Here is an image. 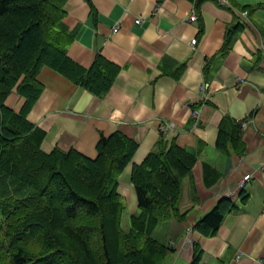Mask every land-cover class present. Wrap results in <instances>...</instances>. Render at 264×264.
Masks as SVG:
<instances>
[{
	"label": "crops",
	"instance_id": "1",
	"mask_svg": "<svg viewBox=\"0 0 264 264\" xmlns=\"http://www.w3.org/2000/svg\"><path fill=\"white\" fill-rule=\"evenodd\" d=\"M221 1L206 0L197 8L190 0H65L63 24L72 36L67 56L88 69L101 55L121 71L99 98L43 67L37 76L43 91L27 116L45 132V153L59 148L93 158L100 136L115 132L137 142L118 181L127 218L137 213L138 205L132 167L154 147L161 124L171 126L165 131L168 142L175 140L199 153L182 184L179 210L186 219L160 221L152 233L171 246L163 264L192 263L193 250L181 240L223 194L233 191L239 210L225 216L215 236L191 230L193 243L203 252L199 264H264V7H259L264 0ZM193 9L196 23L187 19ZM116 25L118 32L113 33ZM231 25L240 30L222 57L219 52ZM180 64L185 68L179 79L165 72ZM24 102L13 91L5 105L19 112ZM193 110L198 111L197 120ZM227 117L247 122L242 156L231 148L228 153L217 148L219 126ZM206 165L219 176L210 186L203 178ZM245 176L250 177L239 188ZM242 191L247 198L243 205L238 199Z\"/></svg>",
	"mask_w": 264,
	"mask_h": 264
},
{
	"label": "trees",
	"instance_id": "2",
	"mask_svg": "<svg viewBox=\"0 0 264 264\" xmlns=\"http://www.w3.org/2000/svg\"><path fill=\"white\" fill-rule=\"evenodd\" d=\"M190 1L198 8L206 0ZM64 2L0 0V264H163L171 248L152 233L160 221L186 219L179 210L182 184L199 153L168 142L160 132L142 163L132 167L138 205L124 231L127 205L118 181L137 142L115 132L100 136L93 158L59 148L45 153V132L27 119L43 91L37 80L43 67L99 98L121 71L101 55L88 69L67 56L72 36L63 24ZM199 30L201 35L203 28ZM239 30L228 26L219 55L230 51ZM184 68L180 64L165 72L179 79ZM13 91L25 100L19 112L5 105ZM242 132L241 121L223 119L217 148L242 156ZM203 176L207 186L219 177L207 165ZM238 199L241 205L247 202L243 191ZM236 202L222 197L194 229L215 236L225 216L239 210ZM202 255L195 243L191 264H199Z\"/></svg>",
	"mask_w": 264,
	"mask_h": 264
},
{
	"label": "built area",
	"instance_id": "3",
	"mask_svg": "<svg viewBox=\"0 0 264 264\" xmlns=\"http://www.w3.org/2000/svg\"><path fill=\"white\" fill-rule=\"evenodd\" d=\"M221 3H222L223 5H228V4L226 3V1H224V0H222ZM246 15H247V12H246V11L243 12V16L246 17ZM187 19H188V21L191 22V23H196V22H197V20H198V14L196 13V11H195L194 9L191 11V13H190V15H189V17H188ZM139 22H140V20H137V23H139ZM118 29H119V26L116 25V26L112 29V32H113V33H116V32H118ZM190 44H191V46H194V45L196 44V38L192 39V40L190 41ZM262 48L264 49V42H263ZM192 117H193L195 120H197V119L199 118V115H198V111H197V110H193V111H192ZM246 125H247V122L242 123V128H245ZM170 127H171V126H169V125H167V124H161V125L159 126V129H160L161 132H165V131L168 130ZM262 167L264 168V164H262ZM249 177H250V176H245L243 179H241L240 182H239V184H238V187L240 188V187L244 186L245 182L249 179ZM233 192H234V191H233ZM233 192H228V193H226V194H223L222 196L225 197V198H232V196L235 195V194H233ZM191 230H193V228H189V229L187 230V233H189V234H187V235L185 236V238H183V239L181 240V244H182L183 247H191L192 250H193V242H194V241H193V239H191V236H192V235L190 234V233H191ZM168 246H169V245H168ZM169 247H171V246H169ZM181 256H183V254H181Z\"/></svg>",
	"mask_w": 264,
	"mask_h": 264
},
{
	"label": "rangeland",
	"instance_id": "4",
	"mask_svg": "<svg viewBox=\"0 0 264 264\" xmlns=\"http://www.w3.org/2000/svg\"><path fill=\"white\" fill-rule=\"evenodd\" d=\"M130 217V216H129ZM122 228L124 231L128 230L129 229V218L125 217L123 219V222H122ZM152 237H155V235H153Z\"/></svg>",
	"mask_w": 264,
	"mask_h": 264
}]
</instances>
